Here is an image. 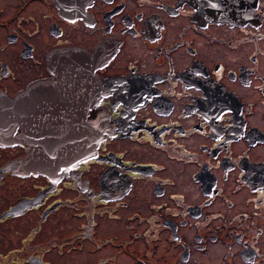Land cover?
I'll return each mask as SVG.
<instances>
[{"label": "flooded vegetation", "instance_id": "obj_1", "mask_svg": "<svg viewBox=\"0 0 264 264\" xmlns=\"http://www.w3.org/2000/svg\"><path fill=\"white\" fill-rule=\"evenodd\" d=\"M0 39V264H264V0H0Z\"/></svg>", "mask_w": 264, "mask_h": 264}, {"label": "water", "instance_id": "obj_2", "mask_svg": "<svg viewBox=\"0 0 264 264\" xmlns=\"http://www.w3.org/2000/svg\"><path fill=\"white\" fill-rule=\"evenodd\" d=\"M77 51L76 50H71L70 48H61L60 50L57 51H51L49 53H47L46 56V60H47V65L50 67L51 70H53L54 65L56 63V59H58L59 57L62 59L64 57V59H69V56H76L74 55ZM3 98L2 94H0V100ZM2 107H0V116L6 117V118H10L9 115L5 114L2 112V108H5V105H1ZM2 112V113H1ZM12 123V121L8 120V121H3L0 122V143L5 142L6 140L10 139L9 136V131L12 129L10 123ZM50 147V146H49ZM92 149V148H91ZM90 149V150H91ZM45 150V160L48 159L49 157H53V153L52 150H50L49 148H47V144L44 147ZM90 150H85L84 148H80L78 150H76V153L73 154L71 157H69V159L67 160L65 167L70 166L71 164L75 163L78 159L84 157L87 153H90ZM59 161V160H57ZM57 161H53L56 162ZM61 160L59 161L58 164H55L54 167H56V165L60 166L62 165ZM28 167H31L30 165H26ZM16 168L20 171H24L23 168L26 167H21V166H16ZM42 168L40 163H34V165L30 168V170H34V171H40Z\"/></svg>", "mask_w": 264, "mask_h": 264}, {"label": "rangeland", "instance_id": "obj_3", "mask_svg": "<svg viewBox=\"0 0 264 264\" xmlns=\"http://www.w3.org/2000/svg\"><path fill=\"white\" fill-rule=\"evenodd\" d=\"M222 38V40L218 43V44H212L211 45V50H213V52H212V54H211V56L213 57L212 59H215V60H221V61H223L224 63H226V65H227V67H230V66H232V64L231 63H229L228 62V60L226 59V58H224L223 57V52L224 51H226V50H228V49H226V48H224V47H222L221 45H219V44H223L224 45V43H225V41H227V40H232L233 39V36H231V35H224V36H222L221 37ZM214 42H216V41H214ZM0 43H1V39H0ZM254 46H255V44H250V46H248V48H250V49H253L254 48ZM133 48V50H129V49H127V51H125V53L126 52H130V54H131V56L134 58L132 61H134V62H138V63H140V62H142V61H147L148 60V56H147V52L144 50L145 49V47L144 46H142V45H138V46H135V47H132ZM3 51V50H2ZM235 51H231V54H233ZM9 53V51H7V54ZM120 54V56H117L116 57V59H119V60H126V54ZM8 57H10V56H6V55H4L1 51H0V58H4V59H8ZM137 57V58H136ZM16 58H17V56H16ZM18 59V58H17ZM113 150L115 151V152H117V151H120V149H124L125 147V145H128V146H130L128 143H127V141L126 140H122V141H119V142H114L113 143ZM120 147H122V148H120ZM25 186H20L18 189H21V188H24ZM6 189H10V186L9 185H6ZM17 189V190H18ZM17 190H15L14 192H16Z\"/></svg>", "mask_w": 264, "mask_h": 264}]
</instances>
